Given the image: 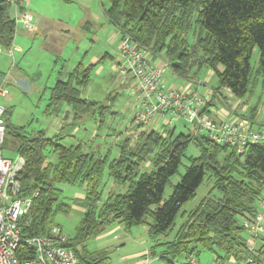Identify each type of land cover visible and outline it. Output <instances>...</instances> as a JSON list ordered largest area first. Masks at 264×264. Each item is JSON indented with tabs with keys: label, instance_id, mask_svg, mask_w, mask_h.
<instances>
[{
	"label": "trees",
	"instance_id": "trees-1",
	"mask_svg": "<svg viewBox=\"0 0 264 264\" xmlns=\"http://www.w3.org/2000/svg\"><path fill=\"white\" fill-rule=\"evenodd\" d=\"M108 1L107 17L121 38L129 36L148 49L152 57L166 60V73L171 71L198 83L200 90L201 72H216L219 83L211 91V106L217 94L224 91L240 99L247 96L254 79L251 59L256 46L260 51L257 74L264 77V0ZM10 6L11 2L0 0V46L4 49L13 46L17 33V19ZM97 63L78 66L51 87L49 107L59 109L64 102L70 104L72 110L67 111L66 117L72 115L74 124L95 114H100L103 122L107 113H113L117 94L102 101L82 96ZM5 75L0 74V82ZM195 76L199 81L193 79ZM255 110L249 108L242 116L254 124ZM5 115L6 135L15 137L17 149L25 158L19 173L21 193L38 192L29 213L19 222L25 235H47L53 225L61 227L55 223V217L57 213L69 212L71 204L61 197L58 184L82 182L86 184L85 195L74 198L73 203L82 208L84 216L76 236L68 237L66 245L83 264H108L109 252H91L86 242L114 222L123 223L128 230L147 225L151 239H167L157 244L164 247L159 258L170 264L198 261L202 250L214 252L213 262L251 259L247 264H264V243H255L251 248L244 225L245 220L255 221L259 210L257 201L264 190V145L249 144L239 153L234 147L213 141L206 131L194 126L176 133V124L167 129L166 135L154 128L142 129L137 137L135 131H130L120 142L119 154L109 161V156L86 149L81 142L63 143L58 134L47 136L44 130L36 135L27 133L25 126L9 123ZM135 124L145 125L136 121ZM192 144L200 149V154L190 157L186 172L164 200L166 187ZM46 148L56 155L55 160L49 159ZM147 162L153 169L144 170L143 164ZM105 171L115 184L128 185L126 191H110L103 199ZM207 177L214 179L219 194L206 195L191 210H185L184 206L197 196ZM180 214L182 222L177 226ZM175 230V236L169 239ZM259 239L264 242V235L256 241ZM154 247L151 256L158 255Z\"/></svg>",
	"mask_w": 264,
	"mask_h": 264
},
{
	"label": "rangeland",
	"instance_id": "rangeland-1",
	"mask_svg": "<svg viewBox=\"0 0 264 264\" xmlns=\"http://www.w3.org/2000/svg\"><path fill=\"white\" fill-rule=\"evenodd\" d=\"M23 6L33 13L34 27L42 25L44 18H51L52 22L47 40L42 34L32 35L21 20V7L15 2L11 3V13L17 19V34L10 49L0 50V71L7 73L8 80L4 83L10 92L8 97H0V102L7 107L9 123L25 126L26 132L32 135H36L40 130H44L47 136L58 134L62 137L60 140L67 145L81 142L86 149L93 150L102 156H109V161L119 154L120 142L128 136L130 131H135V137H137L142 129L162 130L160 117L149 125L138 127L135 124L134 117L137 111L133 93L135 87L131 82L123 83L118 79V72L112 69L115 59L123 57L120 50L121 35L106 14L108 0H72L70 2L27 0ZM86 21L90 22L85 27ZM101 58H103L102 61H100ZM96 61L98 63L92 67L90 82L82 89V96L102 101L111 94L113 97L117 94L114 99L113 113H107L103 122H101V115L95 114L79 124H74L72 115L69 118L66 117L67 111L72 110L70 104L64 102L59 109L49 107L51 87L60 77H66L68 72L78 66L87 67ZM251 63L254 79L250 92L244 99L230 95L233 98H228L229 104L223 102L219 104V107L229 106L230 108L231 105L233 110L237 103H242L238 109L239 112L245 113L249 107L257 109L255 122L259 124L264 123V77L262 74H257L260 66L258 46L254 48ZM18 69L17 74L20 76L17 77V81L15 80L16 85L9 86V79L13 80V71L15 73ZM168 74L169 71L166 76ZM193 79L199 81L198 76ZM171 80L183 81L180 77H174ZM200 80L205 82L204 85L200 84V92H213L219 83L216 72L211 69H204L200 74ZM223 95L229 96L225 91ZM244 106H246L245 109ZM176 126V133L193 127L184 118H181ZM6 136L5 155L14 158L19 153L18 142L12 134ZM45 153L49 159L55 160L56 155L50 151V148H46ZM199 154L200 149L192 144L184 155L178 172L171 177L164 193V200L169 198L174 185L186 172L190 165V157ZM150 166L149 162L146 165L143 164L144 170L153 169ZM107 172L103 177V199L107 198L110 191L122 192L128 187V185L115 184ZM58 186L62 189L61 197L71 204V209L67 213H57L55 223L61 225L66 236L75 237L84 211L73 202L74 198L85 195L86 184L59 183ZM209 194L218 195L219 191L214 188V179L207 177L198 189L197 196L187 202L184 209L191 210ZM261 197H264V190ZM260 202L261 198L257 201L259 208ZM181 222L180 214L177 218V226ZM176 230L169 239L175 236ZM164 240L167 239H151L147 225L134 226L128 230L123 223L114 222L104 232L88 239L86 245L91 252L100 250L109 252L108 264H132L139 260L145 261L147 258L150 259L152 247L157 245L154 250L158 255L151 256L150 264H170L167 260L159 258L164 247L157 243ZM262 243H264L263 240L259 239L258 245ZM148 251L149 253H145ZM181 258L180 260L186 262L185 258ZM215 258L214 252L202 250L198 261L207 264L215 261Z\"/></svg>",
	"mask_w": 264,
	"mask_h": 264
},
{
	"label": "built area",
	"instance_id": "built-area-1",
	"mask_svg": "<svg viewBox=\"0 0 264 264\" xmlns=\"http://www.w3.org/2000/svg\"><path fill=\"white\" fill-rule=\"evenodd\" d=\"M6 1L21 7L27 0ZM21 20L28 28L33 27V16L28 10H22ZM120 50L123 58L116 65L118 79L123 83L131 82L135 87L137 111L134 120L137 123L149 125L160 117L163 126L160 132L166 135L168 128L184 118L206 131L213 141L234 147L239 153L249 144L264 145V125L255 127L249 119L232 117L224 108L218 113L212 112L211 91L200 92L196 85L186 87L170 81L166 76L169 66L163 58L152 57L148 49L129 36L121 38ZM7 80L5 75L0 82V97L9 92L4 83ZM6 109L0 102V264H83L76 252L66 245L68 236L59 225H53L47 235L27 236L22 231L20 219L29 213L38 192L21 193L19 173L25 165L24 156L21 153L14 158L5 155ZM244 225L253 248L257 238L264 235V197H261L255 221L245 220ZM250 261L231 259L207 264H247ZM190 263L202 264L195 259Z\"/></svg>",
	"mask_w": 264,
	"mask_h": 264
},
{
	"label": "crops",
	"instance_id": "crops-1",
	"mask_svg": "<svg viewBox=\"0 0 264 264\" xmlns=\"http://www.w3.org/2000/svg\"><path fill=\"white\" fill-rule=\"evenodd\" d=\"M21 8H22V6H21ZM23 9H26V7H24V8H22V10ZM29 12H31V11H29ZM32 13V12H31ZM32 16H34L33 15V13H32ZM51 18H44V20H42V25H39V26H33V27H30V28H28V30H29V32L32 34V35H38V34H42V36L47 40L48 39V36H49V33H50V26H51ZM86 23V22H85ZM61 30H63V28L61 29ZM69 30V29H68ZM117 31H118V29H117ZM119 32V31H118ZM17 34V33H16ZM49 44V43H48ZM95 59H97V57H95ZM122 60V58L120 59H115V63L113 64V66H112V69L114 70V71H117L116 70V65H117V63H118V61H121ZM15 68H17V67H15ZM171 72V71H170ZM169 72V74L167 75V78L170 80V81H172L171 80V78L173 79L174 77H180V76H178V75H176L175 73H173V72H171L170 73ZM17 73H19V69L18 70H16V72L14 73V71H13V80L11 81V79H9V83H8V85L10 86V84H14V85H16V81H17V77L18 76H20V75H18ZM0 74L2 75V74H7V73H5L4 71H0ZM10 77V76H9ZM181 79H183V81H172V82H175V83H178V84H180V85H184V86H186V87H192V86H194V85H196V84H198V83H195V82H193V84H192V81L191 80H189V79H186V78H182V77H180ZM16 80V81H15ZM191 81V82H190ZM201 84H204V82H200ZM198 88V87H197ZM10 95V92H8L5 96H2V97H8ZM230 95H232V93L231 94H229V96H228V98L230 97V98H233L232 96H230ZM234 96V95H233ZM213 101H215V103L211 106V110H212V112H215L216 111V113H218L219 111H220V109H226V110H228V112L230 113V116H232V117H241V118H246V117H244V116H242V114L244 113V112H239L238 111V109H239V107L242 105V103H237V105L236 106H234V109L233 110H231V105H230V108H229V106L226 108V107H219V104L220 103H223V102H225V103H228L229 104V102H228V99L226 100V97H224V95L223 94H217V97H215V99H213ZM247 106V105H246ZM246 106H244V109H245V107ZM250 108V107H249ZM248 108V109H249ZM216 109V110H215ZM231 112H230V111ZM248 111V110H247ZM246 111V112H247ZM245 112V113H246ZM257 115V114H256ZM248 119V118H247ZM264 125V123H257V122H255L254 123V126L255 127H261V126H263ZM258 242H259V240L258 241H256V245H258ZM145 253H149V251L148 252H145ZM149 258H147V260H148ZM147 260H145V261H147ZM145 261H143V260H139L138 262H135V263H132V264H142V263H144Z\"/></svg>",
	"mask_w": 264,
	"mask_h": 264
}]
</instances>
